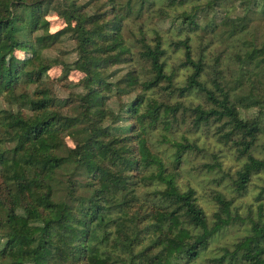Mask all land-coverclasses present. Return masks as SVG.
<instances>
[{"label": "trees", "instance_id": "1", "mask_svg": "<svg viewBox=\"0 0 264 264\" xmlns=\"http://www.w3.org/2000/svg\"><path fill=\"white\" fill-rule=\"evenodd\" d=\"M0 264H264V0H0Z\"/></svg>", "mask_w": 264, "mask_h": 264}, {"label": "rangeland", "instance_id": "2", "mask_svg": "<svg viewBox=\"0 0 264 264\" xmlns=\"http://www.w3.org/2000/svg\"><path fill=\"white\" fill-rule=\"evenodd\" d=\"M50 19L52 20V22H51V24H52V30H57V29H59V28L63 25L62 20L59 19L57 16H52V17H50ZM59 72H60V70H59L58 68H55V69L52 70L51 73H52L54 76H56V75L59 74ZM80 76H81V73H79V72H77V71H74V72H72V74H71V78H73V79H77V78H79ZM259 155H262V154L259 153ZM247 196H248L247 199H248V202H249V200H250V198H251L250 193H249ZM245 204H246V202H245ZM245 204H244V205H245Z\"/></svg>", "mask_w": 264, "mask_h": 264}]
</instances>
